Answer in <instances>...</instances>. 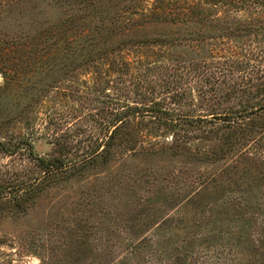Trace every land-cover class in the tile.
Segmentation results:
<instances>
[{"label": "rangeland", "instance_id": "1", "mask_svg": "<svg viewBox=\"0 0 264 264\" xmlns=\"http://www.w3.org/2000/svg\"><path fill=\"white\" fill-rule=\"evenodd\" d=\"M6 2L0 186L23 189L0 197V264H264V35L219 38L214 21L264 24L263 5L206 7L198 24L137 13L109 33L132 3Z\"/></svg>", "mask_w": 264, "mask_h": 264}, {"label": "trees", "instance_id": "2", "mask_svg": "<svg viewBox=\"0 0 264 264\" xmlns=\"http://www.w3.org/2000/svg\"><path fill=\"white\" fill-rule=\"evenodd\" d=\"M6 1H12V0H2L0 2L3 4V6H5L6 4H8ZM57 1H61V0H57ZM142 1L146 2L148 0H126V2H128V3H132L133 6L131 8L130 7L126 8L124 10V12H122L121 14H117L113 19H111V21H110L111 27L108 28V30L110 29L111 32H109V33L113 32V30H112L113 26L115 27L116 24L123 22L122 17L128 19L129 21H132L133 20L132 15H135L137 13H138L137 15H139V16H141V18H143V22H145V23L153 22V21L175 23L173 21L181 20L183 23H186L185 21H192V22H195L196 24H198L197 21L200 19L199 15L201 14V11L205 10L206 7H209V8L215 7L216 11H220V10L223 11L227 8L230 9V7H232L233 5H235L234 7L237 8L236 5L242 6L244 3L249 5V6H256L258 8L260 5H263L261 8L264 7V0H261L262 2H260V0H240V1L239 0H236V1L235 0H155L158 2L155 5L154 9L150 8L148 10H143L145 8L141 4ZM14 2H15V0H14ZM238 2H240V3H238ZM134 5H135V8H134ZM185 5L187 6V8H185L186 10L196 11L197 16L195 17L194 15H187V17H185V16H182L179 12L176 13L177 9H180L182 6H185ZM140 8H143V9H140ZM135 9L137 11L133 12V10H135ZM138 11H140L141 14ZM143 13H145V14H143ZM75 19H76V16H75L74 12L68 11L66 13L65 17L61 18V20H59L57 22L59 24L49 26L47 28V31H48V33H50V31H53V32L59 31L64 26L65 23H72V21ZM214 21L217 23L216 31L219 32V36H218L219 38L235 37V34L237 31H242L244 33H248L251 36H257V33H260V36L264 35V24H263V22L260 21L259 17L258 18L253 17L251 19L243 20L240 22V25L237 28H234V26H230L228 22H226L227 24L222 23L224 21H223V18H220V17L216 18ZM257 28H259V29H257ZM105 29H107V28H105ZM66 30H68V29H66ZM70 32H71V30H70ZM99 33H100V30L98 29L97 36L101 39L103 36H101V34H99ZM67 34H68L67 32H64V34L62 36H64V40H66L68 36L71 37L70 39H67L68 43L71 44V50H72L71 53L74 54L75 56H78L77 54H75L76 48L72 47V44H74L76 42V37H74L73 34H70V33L66 37ZM49 35H51V34H49ZM87 38L89 39L90 37H87ZM22 39L23 38H21V40ZM26 39L29 41L31 39V36L27 35ZM85 39H86L85 36L80 37L79 42H82ZM19 42L21 43L20 40H19ZM0 43H2L1 40H0ZM9 43L11 45H14V44H17L18 42H17V39H13ZM22 45L25 46L26 44H22ZM3 51L4 50H2V48L0 47V57H1V55L2 56L5 55ZM91 51L92 50H87L85 52V56H86L85 62H87V63L97 61L92 56ZM109 52L115 53L116 50L115 51L109 50ZM106 54L107 53L105 52V55ZM0 64L2 67L8 66L6 64V62H4V63L0 62ZM11 64L15 68L19 67V65H21L20 58H16V60L12 61ZM27 65H28V63L26 62L24 64V66L27 67ZM0 69H2V68H0ZM2 73L5 74L6 72H2ZM27 73H29V72H27ZM132 115H134V114L122 113L121 115H119L114 123H120L121 122V124L118 125L117 128H115L112 133L115 134L117 132L116 130L119 127H121V125L124 121L123 119H125L124 117H130ZM5 117L9 118L10 115L6 114ZM7 121L8 120L4 118L0 123H7ZM23 144L28 145L29 143L25 142ZM19 145L20 144L16 143V145H14V146L16 147ZM6 147L7 146L5 144H0V150L1 151H4V152L6 151L7 153L10 152L8 150V148H6ZM63 165L64 164H62L61 161L56 160V159L52 160L50 162L49 161L45 162L44 160H40V167L41 168H43V169L46 167L49 168V170H47V172L60 169L63 167ZM22 189H23V187L21 185L20 186H0V197L6 198L7 195H11L14 200L20 201L21 199H20L19 194L21 193Z\"/></svg>", "mask_w": 264, "mask_h": 264}]
</instances>
